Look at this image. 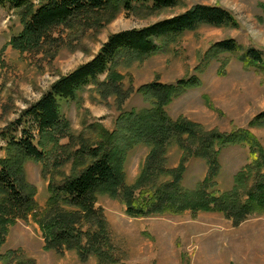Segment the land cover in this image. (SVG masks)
I'll return each instance as SVG.
<instances>
[{
  "label": "rangeland",
  "instance_id": "obj_1",
  "mask_svg": "<svg viewBox=\"0 0 264 264\" xmlns=\"http://www.w3.org/2000/svg\"><path fill=\"white\" fill-rule=\"evenodd\" d=\"M195 5L219 6L231 13L237 26L203 25L174 37L161 52L120 62L116 70L123 76V89L132 91L122 108L129 111L149 106L137 92L142 85L157 81L175 84L195 76L202 85L168 105L170 116L175 120L187 117L209 131L228 134L239 129L250 130L264 146V126L251 124L264 114V70L247 67L234 54L207 58L216 43L228 39L264 55V0H182L175 8L142 14L122 11L113 19L106 12L94 13L54 27L46 43L26 53L8 45L23 27L18 13L6 5L0 6V158L6 156L3 134L21 137L22 127L8 128L9 124L17 121L55 81L91 60L111 34L143 28ZM100 79L105 81L107 74ZM105 93L92 84L80 92V101H61L77 146L81 141L79 136L97 142L101 127L115 129L122 109L115 94ZM34 132L37 140L38 133ZM62 141L67 143L69 136ZM147 154L148 147L142 144L128 153L125 163L128 184L137 180ZM181 155V150L173 147L168 153V165L177 167ZM62 156L65 159L68 152ZM219 159L217 187L221 191L233 190L235 176L250 162V150L243 145L228 146L221 150ZM49 164L56 182H61L63 174L67 177L73 172L72 162L60 170L52 162ZM187 167L183 183L196 188L206 177L208 165L204 159H192ZM26 170L28 180L37 187L41 218L50 196L51 175L45 177L42 163L32 160L27 162ZM96 207L102 208L106 217L105 248L113 255L114 262L102 263L95 254L84 261L76 250L64 249L59 253L45 249L43 230L29 215L27 219H18L10 228L2 248L6 258L0 264H264V214L249 216L237 225L224 213L215 211L187 210L131 217L123 200L104 194L99 195ZM82 225L85 229L90 226Z\"/></svg>",
  "mask_w": 264,
  "mask_h": 264
},
{
  "label": "trees",
  "instance_id": "obj_2",
  "mask_svg": "<svg viewBox=\"0 0 264 264\" xmlns=\"http://www.w3.org/2000/svg\"><path fill=\"white\" fill-rule=\"evenodd\" d=\"M181 3L182 0H0V6L10 5L20 17L23 28L8 45L21 53L38 49L50 38L54 27L68 25L82 16L106 12L113 19L122 11L154 13ZM203 25L223 27L237 23L230 12L219 6L195 5L143 28L113 33L91 60L55 81L17 121L9 124L8 128L19 126L22 130L20 138L3 134L7 145L6 156L0 158V262L6 258L2 248L10 228L29 215L43 230L45 249L59 253L64 249L76 250L84 261L95 254L102 263L114 262L105 248L106 217L102 208L96 207L101 194L123 200L131 217L215 211L224 213L237 225L249 216L264 214V146L260 140L246 129L228 134L209 131L184 116L175 120L166 110L175 99L200 87L199 78L194 76L175 84L157 81L142 85L137 92L149 106L129 111L122 108L132 91L123 89V76L116 70L119 63L161 52L174 37ZM222 53L237 55L247 67L264 70L263 52L245 48L234 39L216 43L207 58ZM106 74L107 79L101 81L100 77ZM92 84L115 94L122 111L114 130L101 127L97 142L79 136L77 146L61 101H80V92ZM251 124L264 126V114ZM34 131L38 133L37 140ZM67 136L69 141L63 143ZM141 144L148 147V154L137 180L128 184V153ZM232 145L249 148L250 162L235 176L234 189L221 191L216 181L221 169L219 156L222 149ZM176 146L182 155L179 165L171 167L168 153ZM65 152L68 156L64 159ZM192 159H204L208 165L206 177L193 189L183 183ZM30 160L42 163L45 177L51 175L50 196L41 218L37 187L27 176L26 164ZM51 162L57 170L72 162V174H63L61 182H56ZM84 223L90 226L85 229Z\"/></svg>",
  "mask_w": 264,
  "mask_h": 264
}]
</instances>
